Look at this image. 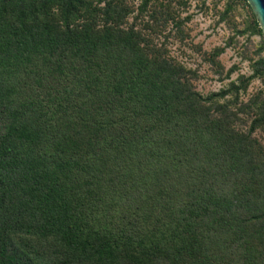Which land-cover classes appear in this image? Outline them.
I'll use <instances>...</instances> for the list:
<instances>
[{
	"label": "trees",
	"instance_id": "trees-1",
	"mask_svg": "<svg viewBox=\"0 0 264 264\" xmlns=\"http://www.w3.org/2000/svg\"><path fill=\"white\" fill-rule=\"evenodd\" d=\"M155 1L0 0V264H264V113L218 116Z\"/></svg>",
	"mask_w": 264,
	"mask_h": 264
},
{
	"label": "rangeland",
	"instance_id": "rangeland-1",
	"mask_svg": "<svg viewBox=\"0 0 264 264\" xmlns=\"http://www.w3.org/2000/svg\"><path fill=\"white\" fill-rule=\"evenodd\" d=\"M149 9L161 16L153 20L156 41L188 70L194 89L204 98L226 92L216 106L218 116L230 117L232 130L245 136L259 126L264 113V36L251 8L242 0H156ZM224 103L231 108L220 110ZM252 139L264 151V126L260 124Z\"/></svg>",
	"mask_w": 264,
	"mask_h": 264
},
{
	"label": "water",
	"instance_id": "water-1",
	"mask_svg": "<svg viewBox=\"0 0 264 264\" xmlns=\"http://www.w3.org/2000/svg\"><path fill=\"white\" fill-rule=\"evenodd\" d=\"M264 36V0H246Z\"/></svg>",
	"mask_w": 264,
	"mask_h": 264
}]
</instances>
